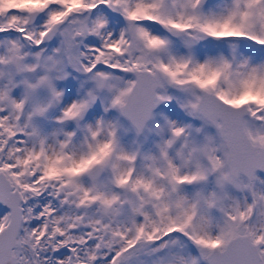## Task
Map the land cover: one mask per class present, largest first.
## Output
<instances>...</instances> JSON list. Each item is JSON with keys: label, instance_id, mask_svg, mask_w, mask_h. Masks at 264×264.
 <instances>
[{"label": "snow or ice", "instance_id": "snow-or-ice-1", "mask_svg": "<svg viewBox=\"0 0 264 264\" xmlns=\"http://www.w3.org/2000/svg\"><path fill=\"white\" fill-rule=\"evenodd\" d=\"M258 172L264 0H0V264H264Z\"/></svg>", "mask_w": 264, "mask_h": 264}, {"label": "rangeland", "instance_id": "rangeland-1", "mask_svg": "<svg viewBox=\"0 0 264 264\" xmlns=\"http://www.w3.org/2000/svg\"><path fill=\"white\" fill-rule=\"evenodd\" d=\"M64 84H68L67 89H64L66 94L70 93L72 89L79 87V85L75 81H71V82L65 81V82H61L58 85V88L63 89ZM168 94L177 96V99L170 100L168 104H165L163 101L161 103V106L157 107V109L153 111V118L147 123L146 130L144 133L141 134L140 137H137L134 131L130 130V125L125 120H123L122 118L119 119V123L122 126L120 132L122 143H124L126 146H132L134 142H142L144 150H148L152 148L154 143L157 142L159 139L153 131H148L149 129H154L156 126H163L166 121L175 122L181 126L192 125L194 123H197L191 117L186 118L187 114L179 106L178 94L172 93L171 91H169ZM94 109L97 115H99L102 112V109L99 106V102L97 103V105L94 106ZM117 115L118 114L115 112L109 114L110 118H116ZM54 116L55 113H50L47 120L40 119L37 121V123L47 128L48 123L51 121V119ZM196 125H197L196 128L201 127V124L199 123H197ZM204 132H206L209 135H214L208 128L204 129ZM197 138L199 139V137ZM258 176L264 179L263 175L258 174Z\"/></svg>", "mask_w": 264, "mask_h": 264}, {"label": "bare ground", "instance_id": "bare-ground-1", "mask_svg": "<svg viewBox=\"0 0 264 264\" xmlns=\"http://www.w3.org/2000/svg\"><path fill=\"white\" fill-rule=\"evenodd\" d=\"M162 103V102H161ZM164 103L165 104H168L169 103V101H164ZM123 119V118H122ZM123 120H125V119H123ZM126 121V120H125ZM127 122V121H126ZM128 123V122H127ZM129 124V123H128ZM208 128V127H207Z\"/></svg>", "mask_w": 264, "mask_h": 264}, {"label": "water", "instance_id": "water-1", "mask_svg": "<svg viewBox=\"0 0 264 264\" xmlns=\"http://www.w3.org/2000/svg\"><path fill=\"white\" fill-rule=\"evenodd\" d=\"M160 104H161V103H160ZM160 104H159V105H157V107H158V106H160ZM157 107H156L154 110H156V109H157ZM154 110H153V111H154ZM263 174H264V173H263Z\"/></svg>", "mask_w": 264, "mask_h": 264}]
</instances>
